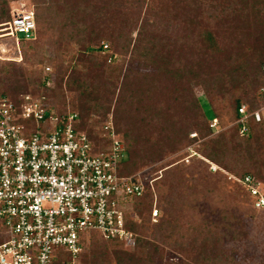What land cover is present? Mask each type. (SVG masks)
I'll return each mask as SVG.
<instances>
[{"label":"trees","instance_id":"obj_1","mask_svg":"<svg viewBox=\"0 0 264 264\" xmlns=\"http://www.w3.org/2000/svg\"><path fill=\"white\" fill-rule=\"evenodd\" d=\"M9 1L0 0V29L10 21ZM31 1L35 37L19 39L15 50L19 61L0 58V95L19 104L30 94L45 98L58 114L76 112V129L86 133L94 152L109 148V139L96 128L108 121L105 117L113 106V130L122 137L125 149L118 165L120 175L133 174L148 160L156 161L199 140L196 154L207 165H216L217 173L236 178L249 175L264 188V119L249 116L242 135L236 123L240 105L249 114L264 104L260 91L264 88V0H159L155 11L147 5L130 11L134 0ZM4 33L0 31V36ZM115 53L127 60L113 62ZM47 65L52 72L44 71ZM193 86H201L207 95L205 109L198 104ZM151 95L162 103L160 117L166 116L168 126L162 130L156 122L142 128L152 140L148 147L156 150L146 158L148 147L143 150L131 136L141 121L130 124L129 118L133 108L140 117L143 100ZM212 119L217 121L214 128L209 126ZM190 131L197 138H189ZM234 186L253 210H264V206L254 207L241 184ZM147 188L132 199L138 219L126 223L133 233L130 244L90 232L74 258L56 248L50 264L72 259L73 264H161L156 260L163 259L167 249L184 243L193 251L194 263L235 264L217 249L225 236L217 225L212 230L201 228L199 235L188 228L179 230L176 218L165 215L150 226L144 214L149 207L150 215L152 207ZM163 194H169V187L161 189ZM160 201L156 199L157 209L162 205L167 211L168 203ZM240 201L241 195L232 202L234 208ZM168 264L190 263L172 260Z\"/></svg>","mask_w":264,"mask_h":264},{"label":"built area","instance_id":"obj_2","mask_svg":"<svg viewBox=\"0 0 264 264\" xmlns=\"http://www.w3.org/2000/svg\"><path fill=\"white\" fill-rule=\"evenodd\" d=\"M0 31L15 38L16 45L19 39H34L32 7L12 10ZM238 113L242 135L249 116L264 119V104L249 114L242 104ZM77 123L76 112L58 114L43 97L28 94L14 104L0 95V264H50L56 248L74 258L90 232L132 242L126 223L137 218L132 199L142 196L145 177L119 174L125 149L111 118L102 126L109 148L99 152L86 133L76 129ZM216 124V119L209 121L212 128ZM228 178L246 189L255 208L264 206L260 182L249 175ZM157 212L155 200L151 217Z\"/></svg>","mask_w":264,"mask_h":264},{"label":"rangeland","instance_id":"obj_3","mask_svg":"<svg viewBox=\"0 0 264 264\" xmlns=\"http://www.w3.org/2000/svg\"><path fill=\"white\" fill-rule=\"evenodd\" d=\"M50 3L60 4V0H48L46 2V4ZM158 3L159 0H134L131 4L129 3V10L134 11L141 6L144 8L147 5L148 8H152L155 11ZM32 6L31 0H11L8 3L9 14L11 16V12L14 9H28ZM135 33L136 30L132 32V38L135 37ZM16 48L15 38L5 35L0 36L1 60L12 59L19 61L20 58L15 53ZM114 55L113 62L120 63L124 59L127 60L124 55L118 53ZM47 66L49 70L45 69ZM47 66L44 67V71L52 72L53 67L51 65ZM132 67L135 70L139 69L135 64H132ZM140 70L143 71L142 68ZM50 84L52 85L53 82L50 81ZM192 92L198 100V104L205 109L207 106V95L202 90V87L193 86ZM71 96L72 94L68 93V98ZM143 103L145 105L144 108L149 113H143L145 112L143 108L140 117H136V111L133 108L130 113L132 118H129V123L134 124L137 121H141V125L132 131L131 136L133 141L138 142L139 146L144 150L152 145V140L144 135L146 131L142 130V128H149V126L158 122V126L163 130V127L168 126V124L165 122L166 116L164 118L160 117V112L164 109L159 107L162 104L161 102H156L151 95L149 99L143 100ZM112 110L113 106L106 114L105 120L113 119ZM102 124L96 129L101 131ZM188 136L189 138H192V136L197 138L196 133L193 131H190ZM198 142L199 140H196L182 150L169 152L156 161L150 159L134 171V173H141L145 177L150 196L148 198L152 200L151 204L156 199L158 204L159 202L161 203L160 198L163 199V203H168L169 209L164 211L161 209V205L159 207L161 211L158 209L157 216L154 218L151 217V213L149 215L146 212L149 207L146 208L144 214L150 218V226L165 215H169L171 219L172 217L176 218V222L181 228L179 230L188 228L190 232L199 235H202L201 228L212 230L217 225L220 231L222 229L225 233L224 239L222 238L217 247L224 259L231 256L235 264H264V210H253L246 197L234 186L237 182L228 178L230 175L223 171H221L222 173H217L218 169L213 171L216 165L212 163L207 165V161L196 154L199 147ZM155 151L153 147H148L144 154L148 158V155H154ZM159 183H163L161 187H159ZM166 186L169 187V194L167 196L163 194L164 197H162L161 189L164 191ZM240 195V204L234 208L232 202L236 197L240 199ZM236 232L237 237L233 238L232 235ZM184 244H179L180 246L173 250L167 249L163 254V259L158 258L156 262L168 264L172 260L174 262L184 260L190 264H200L193 262V251Z\"/></svg>","mask_w":264,"mask_h":264}]
</instances>
